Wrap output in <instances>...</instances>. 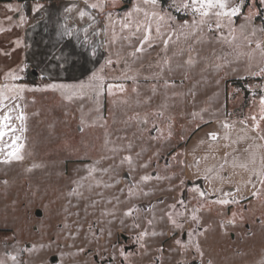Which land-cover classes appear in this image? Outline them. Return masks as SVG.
<instances>
[{"label": "rangeland", "instance_id": "rangeland-1", "mask_svg": "<svg viewBox=\"0 0 264 264\" xmlns=\"http://www.w3.org/2000/svg\"><path fill=\"white\" fill-rule=\"evenodd\" d=\"M184 2L157 0V35L142 0H97L110 10L104 87L90 77L27 88L23 159L0 174V236L31 246L23 264H264V183L225 205L195 195L182 173V146L201 124L244 120L264 142V3L240 0L231 24L213 19L210 30L193 27ZM145 30L152 46L136 52ZM244 78L245 92L231 83Z\"/></svg>", "mask_w": 264, "mask_h": 264}, {"label": "crops", "instance_id": "crops-1", "mask_svg": "<svg viewBox=\"0 0 264 264\" xmlns=\"http://www.w3.org/2000/svg\"><path fill=\"white\" fill-rule=\"evenodd\" d=\"M103 12L107 16L110 10L100 12L88 7L85 0L34 1L27 6L15 0L0 2V90L5 86L24 89L15 100L3 101L0 114L11 108L12 123L17 128L20 122L15 116L28 114L26 90L35 81L25 79L27 68L38 74V79L44 76L52 83H80L93 77L105 62ZM10 70L18 79L6 76ZM28 124L26 117L25 131L16 133L21 137L18 143L26 140ZM10 144L11 135L0 142V174L5 171ZM182 173L193 193L201 198L228 200L226 205L242 201L259 188L264 178V142L244 120L216 119L201 124L182 146ZM6 243H10L8 249ZM30 254L31 246L0 236L2 264L13 256L10 264H23Z\"/></svg>", "mask_w": 264, "mask_h": 264}, {"label": "snow or ice", "instance_id": "snow-or-ice-1", "mask_svg": "<svg viewBox=\"0 0 264 264\" xmlns=\"http://www.w3.org/2000/svg\"><path fill=\"white\" fill-rule=\"evenodd\" d=\"M143 5L145 6H150V10L149 11H144V16H145V20L146 21H151L153 18H155L156 21H158L157 23V28H156V32L157 35H159L160 33V23H162L165 20V17L163 15H160L159 13H157L155 11V5L157 4V0H142ZM261 3H264V0H261ZM85 4L88 7L91 8H100L102 7L101 4L99 3H88V0H85ZM183 7L185 9H190L191 12L195 15V16H199V21L197 20H193L192 24L193 27L199 23L201 25H209V28L211 30V24L210 21H212L214 19L215 22V27L217 29H219L222 26V23L224 21H227L229 23V25L231 24L232 18L237 16L240 13V0H190V2H188V0H185V2L183 3ZM70 10V9H69ZM136 11H141V9L138 7L136 9ZM85 15V13L83 11L80 12V16L83 17ZM128 23L124 24V27H128ZM142 25H137V32L141 31L142 29ZM187 27V26H185ZM264 31V30H262ZM241 32H243V28L241 29ZM254 34V33H253ZM171 37H169L168 40H164L163 43L165 44V46L168 45V43L170 42ZM245 39H247V37H245ZM147 43L149 47H151V42H150V36L148 34V32L145 30L144 35L140 38V44L141 47L136 49V52H142L144 50L143 45ZM261 46L259 43H257V48L259 49ZM262 55H264V51H262L261 53ZM109 63H111V60H109ZM261 73H264V69L260 70ZM6 76L11 77V79L15 80L18 79L16 73L14 70H10L8 73H6ZM93 79L99 81V83L96 85V87L102 89L104 87L103 81L102 79L97 75V74H93ZM109 89V93L111 94V89L113 87L116 88H120L122 90V86L121 85H112L109 84L108 86ZM24 92V89L21 88H16L15 86L9 88L7 86H5V89L0 90V105H3V101L5 99H13L15 100L17 97H20L21 94ZM6 93H10L11 96L6 95ZM260 104L261 107L264 108V97L261 98L260 100ZM4 107H8V106H4ZM12 111L11 108H8L7 111H2V114H0V142L4 141V138L11 135V144L9 145L10 147V151L7 152V156H8V160H5V163H8L10 160H22L23 157L20 154V150L23 148V144L22 143H18L21 139V137L19 135H16L17 132L23 133L25 131L24 128V121L26 119V117L20 113L18 115L15 116V120H18L20 122V126L19 128H17L16 126H14V124L12 123L13 121V116L10 114ZM264 118V117H262ZM253 119H255V117H253ZM227 127V125H225ZM211 137L213 139H215V135L214 134H210ZM0 151H2V149H0ZM126 160H129L130 158L125 157ZM143 180H147L148 177H142ZM261 183H264V180L261 181ZM201 196L204 195V193H200ZM226 195H231L230 193H226ZM252 195H257L256 192H253ZM234 202H238V201H234ZM214 203H219V204H228L229 201L228 200H218V201H214ZM131 212H125L124 215H130ZM170 221L179 227H182V225H179L177 223V221L172 220L171 216H169ZM192 220H196L197 217L195 215H193L191 217ZM227 223L232 224L234 223V220H229L227 221ZM143 233L141 234V236L138 239H142L143 238ZM189 235H191V233H189ZM180 241H177V244H180ZM197 251L199 252V245L195 246ZM201 255H203V253H200ZM11 259H15V257H11ZM0 264H2V262H0Z\"/></svg>", "mask_w": 264, "mask_h": 264}, {"label": "trees", "instance_id": "trees-1", "mask_svg": "<svg viewBox=\"0 0 264 264\" xmlns=\"http://www.w3.org/2000/svg\"><path fill=\"white\" fill-rule=\"evenodd\" d=\"M11 1H14V0H0V2L2 3H9ZM17 2H20L22 3L23 5L27 6L29 5L31 2H34V1H51V0H15ZM161 2V4L164 3V0H159ZM261 12L262 10L259 9V13L258 15L255 17L256 20L260 21L261 24L264 26V20L261 18ZM42 80H46V78L44 76H41L40 77ZM25 79L27 81H30V82H33V81H36L38 79V74L34 73L31 71V69L27 68V71H26V74H25ZM246 82H247V79H234L231 81V83L233 84V86L235 88H238L239 90H242V91H246Z\"/></svg>", "mask_w": 264, "mask_h": 264}]
</instances>
